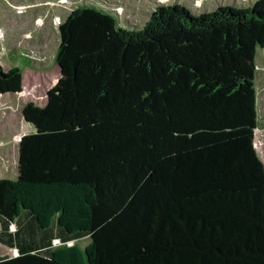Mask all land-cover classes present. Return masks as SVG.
Here are the masks:
<instances>
[{"label":"trees","instance_id":"obj_1","mask_svg":"<svg viewBox=\"0 0 264 264\" xmlns=\"http://www.w3.org/2000/svg\"><path fill=\"white\" fill-rule=\"evenodd\" d=\"M58 29L60 74L22 106L17 174L0 177V243L17 250L0 264H264V0L158 3L140 27L81 5ZM21 88L0 63V92Z\"/></svg>","mask_w":264,"mask_h":264},{"label":"rangeland","instance_id":"obj_2","mask_svg":"<svg viewBox=\"0 0 264 264\" xmlns=\"http://www.w3.org/2000/svg\"><path fill=\"white\" fill-rule=\"evenodd\" d=\"M21 1L19 5H12L11 0H0V63L4 68L17 65L22 71L20 91L0 92V177L10 178L17 174L22 106L27 101L43 105L47 90L60 74L54 54L60 38L58 24L68 12L81 5L94 4L115 15L118 25L140 27L149 15L144 10H153L158 3L178 2L193 13H200L210 11L218 5L247 6L254 0ZM140 6L145 8L139 9ZM254 60L257 125L253 141L257 155L264 164V47L257 46ZM15 226L17 225L14 223L9 224L8 229L12 232ZM73 241L82 248L89 242V237L81 236L67 244ZM59 244L58 240L52 241V246ZM14 253V247L0 243V255Z\"/></svg>","mask_w":264,"mask_h":264},{"label":"crops","instance_id":"obj_3","mask_svg":"<svg viewBox=\"0 0 264 264\" xmlns=\"http://www.w3.org/2000/svg\"><path fill=\"white\" fill-rule=\"evenodd\" d=\"M137 1H138V0H136V2H137ZM20 2H22V1H21V0H20V1H18V0H17V1H16V0H13V1H12V0H11V4H12V5H19V4H21ZM9 3H10V2H9ZM120 3H121V2H120ZM91 5H94V4H91ZM135 5H136V4H135ZM147 5H148V4H147ZM147 5H146V6H147ZM95 6H96V5H95ZM97 7H98V6H97ZM135 7H136V6H135ZM141 7H144V8H145V6H140L139 9H142ZM149 9H150V8H149ZM144 11H147V12L150 13L152 10L149 11V10L146 9V10H144ZM191 12H192V10H191ZM70 241H72V240H70ZM14 249L16 250V248H14ZM16 253H17V250H16ZM16 253H14L13 255H15ZM3 255H4V254H2V255H0V256H3Z\"/></svg>","mask_w":264,"mask_h":264},{"label":"water","instance_id":"obj_4","mask_svg":"<svg viewBox=\"0 0 264 264\" xmlns=\"http://www.w3.org/2000/svg\"><path fill=\"white\" fill-rule=\"evenodd\" d=\"M58 67H59V65H58ZM59 72H60V67H59Z\"/></svg>","mask_w":264,"mask_h":264},{"label":"built area","instance_id":"obj_5","mask_svg":"<svg viewBox=\"0 0 264 264\" xmlns=\"http://www.w3.org/2000/svg\"><path fill=\"white\" fill-rule=\"evenodd\" d=\"M56 240V239H55Z\"/></svg>","mask_w":264,"mask_h":264}]
</instances>
